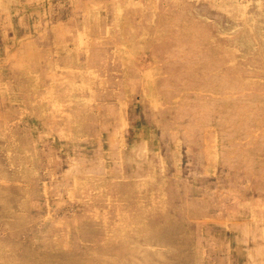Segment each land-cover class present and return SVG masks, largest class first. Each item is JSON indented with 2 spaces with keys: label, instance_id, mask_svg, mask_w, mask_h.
I'll return each instance as SVG.
<instances>
[{
  "label": "rangeland",
  "instance_id": "1",
  "mask_svg": "<svg viewBox=\"0 0 264 264\" xmlns=\"http://www.w3.org/2000/svg\"><path fill=\"white\" fill-rule=\"evenodd\" d=\"M25 263L264 264V0H0Z\"/></svg>",
  "mask_w": 264,
  "mask_h": 264
},
{
  "label": "bare ground",
  "instance_id": "2",
  "mask_svg": "<svg viewBox=\"0 0 264 264\" xmlns=\"http://www.w3.org/2000/svg\"><path fill=\"white\" fill-rule=\"evenodd\" d=\"M190 68V67H189ZM166 81V80H165ZM168 91V90H167ZM177 95V94H176ZM257 135V134H256ZM129 228V227H128ZM124 232V231H123ZM14 259V258H13ZM15 261V260H14ZM26 264V263H25Z\"/></svg>",
  "mask_w": 264,
  "mask_h": 264
}]
</instances>
